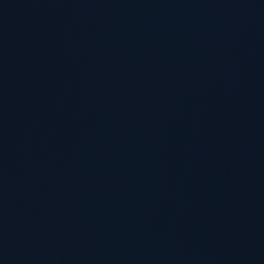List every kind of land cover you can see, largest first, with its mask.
<instances>
[{
    "label": "water",
    "instance_id": "water-1",
    "mask_svg": "<svg viewBox=\"0 0 264 264\" xmlns=\"http://www.w3.org/2000/svg\"><path fill=\"white\" fill-rule=\"evenodd\" d=\"M0 264H264V0H0Z\"/></svg>",
    "mask_w": 264,
    "mask_h": 264
}]
</instances>
